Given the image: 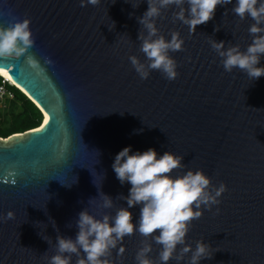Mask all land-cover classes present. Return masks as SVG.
Segmentation results:
<instances>
[{
    "label": "water",
    "instance_id": "water-1",
    "mask_svg": "<svg viewBox=\"0 0 264 264\" xmlns=\"http://www.w3.org/2000/svg\"><path fill=\"white\" fill-rule=\"evenodd\" d=\"M147 7V0L86 6L0 0V25L30 20L35 43L28 54L43 68H32L25 56L0 60V70L43 117L38 129L0 138V217L14 213L0 219V264H47L58 234L75 238L80 211L101 218L127 207L122 196L131 185H121L112 163L129 145L182 155L186 167L172 175L202 169L213 185H227L221 203L191 222L187 242L195 248L204 240L214 252L200 264H264V76L251 81L239 69L226 72L210 44L246 50L254 21L241 20L232 4L218 5L213 19L192 33L174 19L175 6L163 10L160 33L171 39L179 32L184 40L182 50L170 53L179 75L169 81L153 70L145 80L128 58L145 60L137 18ZM103 193L113 208L99 207ZM130 211L135 222L140 208ZM142 242L152 244L149 255L158 260L161 245L136 232L112 250V264H136ZM120 246L125 251L118 255Z\"/></svg>",
    "mask_w": 264,
    "mask_h": 264
},
{
    "label": "clouds",
    "instance_id": "clouds-1",
    "mask_svg": "<svg viewBox=\"0 0 264 264\" xmlns=\"http://www.w3.org/2000/svg\"><path fill=\"white\" fill-rule=\"evenodd\" d=\"M98 3L99 0H81V6ZM147 4V10L137 18L138 23L143 26L138 39L142 41L140 52L144 54L145 60L142 62L136 55L128 58L141 79H148L153 70L160 71L169 81L179 75L178 64L170 53L182 50L184 40L179 32L171 33V39L160 33L157 19L161 18L163 10L175 6L178 11L173 13L174 19L181 21L188 26L190 32L195 33L198 25L213 19L218 5L228 4L233 5L232 11L241 20L248 17L253 19L254 23L248 29L252 42L246 50H241L238 44L226 46L224 41L212 39L211 47L222 58L226 72L239 69L251 81L264 76V66H258L264 56V0H147ZM112 24L114 26V22ZM34 43L29 19L16 20L7 27L0 25V60L25 56L28 65L43 71L40 61L28 54ZM44 62L52 63L47 57ZM182 161V155L171 151L159 154L155 148L133 151L131 145L124 147L115 155L112 169L121 185H131L128 195L122 196L127 207H120L115 215L104 214L101 218L90 214L87 209L80 211L76 220L78 231L75 238L58 234L56 254L47 259V264H72L73 255L76 256L75 264H112V250L122 244L126 236L136 232L145 240L150 238L161 245L156 260L149 255L152 244L142 242L135 255L136 264H167L171 259L181 264L188 253L191 255L186 264H200L204 259H211L214 255L211 245L198 240L193 248L187 242V234L191 222L200 218L205 208L210 210L213 205L221 203L219 198L227 191V185L223 182L219 186L213 185L211 178L202 169H188L172 175L174 170L186 167ZM113 206L114 200L103 193L99 207L111 209ZM134 206L140 208L139 218L135 222L130 211ZM13 217L14 213L9 211L0 219ZM43 238L48 241L47 237ZM178 246L182 247L178 249ZM124 251L125 248L120 246L118 255Z\"/></svg>",
    "mask_w": 264,
    "mask_h": 264
},
{
    "label": "trees",
    "instance_id": "trees-1",
    "mask_svg": "<svg viewBox=\"0 0 264 264\" xmlns=\"http://www.w3.org/2000/svg\"><path fill=\"white\" fill-rule=\"evenodd\" d=\"M1 81L0 77V84ZM6 87L12 97L0 103V138L38 129L43 119L40 110L14 86Z\"/></svg>",
    "mask_w": 264,
    "mask_h": 264
},
{
    "label": "built area",
    "instance_id": "built-area-1",
    "mask_svg": "<svg viewBox=\"0 0 264 264\" xmlns=\"http://www.w3.org/2000/svg\"><path fill=\"white\" fill-rule=\"evenodd\" d=\"M6 85H12L6 80H2L0 84V101H2L5 98L12 97L11 93L7 90Z\"/></svg>",
    "mask_w": 264,
    "mask_h": 264
},
{
    "label": "bare ground",
    "instance_id": "bare-ground-1",
    "mask_svg": "<svg viewBox=\"0 0 264 264\" xmlns=\"http://www.w3.org/2000/svg\"><path fill=\"white\" fill-rule=\"evenodd\" d=\"M0 76H1L4 80L8 81L10 84H13V82H11L10 78L8 77L6 71H4V70H0ZM13 85H14V84H13ZM42 129H43V126L39 129V131L42 130Z\"/></svg>",
    "mask_w": 264,
    "mask_h": 264
},
{
    "label": "rangeland",
    "instance_id": "rangeland-1",
    "mask_svg": "<svg viewBox=\"0 0 264 264\" xmlns=\"http://www.w3.org/2000/svg\"><path fill=\"white\" fill-rule=\"evenodd\" d=\"M9 98H11V97H9ZM3 100H5V99H3ZM3 100H2V101H3ZM2 101H0V103H2ZM0 107H1V104H0Z\"/></svg>",
    "mask_w": 264,
    "mask_h": 264
}]
</instances>
